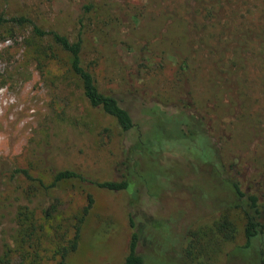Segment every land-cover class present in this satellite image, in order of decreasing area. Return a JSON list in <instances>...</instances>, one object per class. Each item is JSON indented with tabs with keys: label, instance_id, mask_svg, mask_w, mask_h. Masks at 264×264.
Instances as JSON below:
<instances>
[{
	"label": "rangeland",
	"instance_id": "obj_1",
	"mask_svg": "<svg viewBox=\"0 0 264 264\" xmlns=\"http://www.w3.org/2000/svg\"><path fill=\"white\" fill-rule=\"evenodd\" d=\"M91 1L84 64L135 128L92 108L31 25H0V264H123L134 232L146 264H262L233 184L264 222V0H0V16L75 41ZM199 135L212 155L184 152Z\"/></svg>",
	"mask_w": 264,
	"mask_h": 264
},
{
	"label": "trees",
	"instance_id": "obj_2",
	"mask_svg": "<svg viewBox=\"0 0 264 264\" xmlns=\"http://www.w3.org/2000/svg\"><path fill=\"white\" fill-rule=\"evenodd\" d=\"M94 4L91 3L84 7V16L79 20V34L75 41H72L67 36L62 35L55 31H47L34 25L28 18L24 16L6 18L0 16V25L13 24L18 27L32 26L33 36L38 40L48 39L50 40L55 48L60 50L59 52L66 57L67 73L68 77L73 79L76 84L80 85V89L83 97L88 101L90 106L94 109L102 111L104 114L114 118L122 129L123 132H129L135 128V123L133 121L130 112L121 106L119 99L112 95L106 94L100 91L97 86L96 79L89 68L84 64L83 53H84V27H85V17L89 15L94 9ZM172 20L175 18L172 16ZM167 23V22H166ZM170 23V22H169ZM166 30H163L162 34H167ZM162 139H160L161 141ZM165 140V139H164ZM163 142V140H162ZM161 142V143H162ZM209 150L212 155L213 150L207 145L203 151L204 155L206 151ZM14 175L20 174L24 176L27 180L33 181L27 170H15ZM69 180H79L81 182H91L88 178L83 177L72 171H61L55 175V185ZM39 185H43V182L39 181ZM99 188L105 189L110 192H121L127 191L130 188V183L127 179L118 181H107L103 183H96ZM235 191L238 193L241 199L247 198L250 201L249 210L243 205H238V207L243 208L244 214L247 219V224L245 228L246 235V246L244 249L251 248L254 244L260 245V248H264V222L260 221V210L258 208V198L256 196H248L240 191L237 184H233ZM92 202V200H91ZM134 227V223H131ZM139 237L138 233L134 232L131 237L129 245V253L125 258L123 264H146L143 256L137 253ZM75 248V244L73 246ZM260 255L264 257V251L261 250ZM65 256V255H64ZM264 264V259L262 260Z\"/></svg>",
	"mask_w": 264,
	"mask_h": 264
},
{
	"label": "flooded vegetation",
	"instance_id": "obj_3",
	"mask_svg": "<svg viewBox=\"0 0 264 264\" xmlns=\"http://www.w3.org/2000/svg\"><path fill=\"white\" fill-rule=\"evenodd\" d=\"M206 138V137H205ZM183 140H185L187 143V145L185 146V150L184 152H186L187 154L190 153L189 151H193L195 153H199V156L202 158L204 155H203V151L201 150V140L202 139V136L199 135L197 136V138L194 140V142H191L188 138H183ZM166 141V140H165ZM173 141V140H171ZM168 142V143H167ZM162 142V151H166V150H170L168 148H164V146H172L174 143L173 142ZM197 148H199L200 150H197Z\"/></svg>",
	"mask_w": 264,
	"mask_h": 264
}]
</instances>
